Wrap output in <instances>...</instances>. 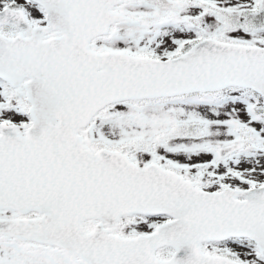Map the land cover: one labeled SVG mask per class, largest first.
Returning a JSON list of instances; mask_svg holds the SVG:
<instances>
[{"label": "snow or ice", "instance_id": "6c2138e0", "mask_svg": "<svg viewBox=\"0 0 264 264\" xmlns=\"http://www.w3.org/2000/svg\"><path fill=\"white\" fill-rule=\"evenodd\" d=\"M0 264H264V0H0Z\"/></svg>", "mask_w": 264, "mask_h": 264}]
</instances>
